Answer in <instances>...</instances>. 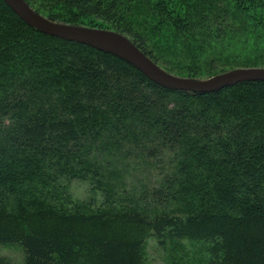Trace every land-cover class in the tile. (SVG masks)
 <instances>
[{
  "label": "trees",
  "instance_id": "16d2710c",
  "mask_svg": "<svg viewBox=\"0 0 264 264\" xmlns=\"http://www.w3.org/2000/svg\"><path fill=\"white\" fill-rule=\"evenodd\" d=\"M24 1L124 34L174 73L184 72L166 61L177 44L150 38L156 21L189 26L196 43L185 38L182 54L205 55L210 73L224 65L202 44L236 32L222 6L240 16V34L264 29V0ZM243 49L262 56L236 66H264V50ZM134 155L165 163L156 185L127 183ZM73 181L88 184L84 199ZM148 237L207 243L210 264H264V81L165 88L112 54L39 32L0 0V246L19 244L23 264H142Z\"/></svg>",
  "mask_w": 264,
  "mask_h": 264
},
{
  "label": "rangeland",
  "instance_id": "374dc122",
  "mask_svg": "<svg viewBox=\"0 0 264 264\" xmlns=\"http://www.w3.org/2000/svg\"><path fill=\"white\" fill-rule=\"evenodd\" d=\"M224 7L222 6L218 11V13L221 14L220 20H222L225 25L232 27L236 32L233 31V33L229 34V37L227 38L225 37L213 41L210 40L208 42L205 41L202 44V46L205 48L204 51L210 56V58L218 57L221 59V65H224L222 69H219L218 66V71L211 73L208 72L203 63L205 60V55L202 56V54H199L198 52H195L189 56V59H185L182 54V50L185 47L184 44H186L184 39L189 37L193 43H196L195 34L192 32V29L189 26H186V24H183L184 27H186V30L185 32H182L183 30H179L176 25H172L174 24L173 22L170 21L165 23L162 20H160L162 23L159 21L155 22V27L152 31V35H150V38L157 41L160 47H164L167 50L172 46V43L175 42L177 44L176 50H170V52H173V54L171 57L166 58V61H169L172 64V69L177 67L181 68V70H184V72H170L165 66L162 67L157 63L155 64L162 70L176 77L189 78L196 81L207 80L215 75L226 73L238 68H264V66H236L240 61L248 57L246 55L262 56L260 53L252 54V52H248L243 48L245 45H247L248 47H254L257 51L264 50V29L263 31H259L257 33L245 32L240 34L238 32V28L241 27V22L239 21L240 16L234 13L231 16L225 14L226 9ZM30 8L53 23L103 29L98 25H95V23L91 24L92 21H86L85 24H79L78 22L80 18H75L72 15L67 14V11L61 7L55 10V13H61V15L64 16L57 18L56 20L48 17V15L42 12L44 11L42 9L40 11L43 14L37 11L35 9L36 7ZM66 18L72 20L74 23H62L63 19ZM124 36L126 37V35ZM198 55L202 57L200 65ZM199 69L200 73L198 72V74L192 75ZM125 163L127 164H125L126 168L123 173L127 183L131 184L133 187L137 186L138 189H140L142 185H148L149 187L151 185H156L158 176L164 171L163 167L166 166L164 162H159L153 167V165L151 166L150 163L145 164L140 162L135 155L126 160ZM88 190L89 186L87 183L73 181L70 184V192L76 198L84 199L88 194ZM208 249V244L200 241H189L183 238L166 239L165 241L161 242L155 237H148L145 239L142 247V264H210L212 261V256L208 252ZM0 255L11 260L13 264H23V250L19 244L0 246Z\"/></svg>",
  "mask_w": 264,
  "mask_h": 264
},
{
  "label": "water",
  "instance_id": "95a60500",
  "mask_svg": "<svg viewBox=\"0 0 264 264\" xmlns=\"http://www.w3.org/2000/svg\"><path fill=\"white\" fill-rule=\"evenodd\" d=\"M3 1L23 22L39 32L112 54L131 64L148 79L165 88L209 93L239 82L264 81V68H238L203 81L176 77L159 68L132 41L118 32L53 23L30 8L24 0Z\"/></svg>",
  "mask_w": 264,
  "mask_h": 264
}]
</instances>
